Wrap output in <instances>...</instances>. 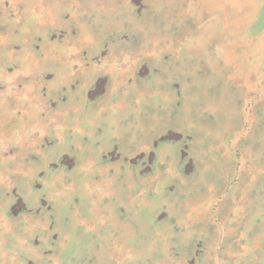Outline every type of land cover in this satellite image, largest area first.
<instances>
[{
    "label": "rangeland",
    "instance_id": "374dc122",
    "mask_svg": "<svg viewBox=\"0 0 264 264\" xmlns=\"http://www.w3.org/2000/svg\"><path fill=\"white\" fill-rule=\"evenodd\" d=\"M0 264H264V0H0Z\"/></svg>",
    "mask_w": 264,
    "mask_h": 264
}]
</instances>
